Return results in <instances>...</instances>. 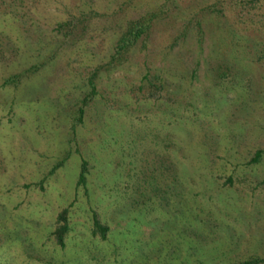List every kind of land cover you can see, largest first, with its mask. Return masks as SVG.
I'll return each instance as SVG.
<instances>
[{"label":"rangeland","instance_id":"rangeland-1","mask_svg":"<svg viewBox=\"0 0 264 264\" xmlns=\"http://www.w3.org/2000/svg\"><path fill=\"white\" fill-rule=\"evenodd\" d=\"M242 261L264 264V0H0V264Z\"/></svg>","mask_w":264,"mask_h":264},{"label":"trees","instance_id":"trees-1","mask_svg":"<svg viewBox=\"0 0 264 264\" xmlns=\"http://www.w3.org/2000/svg\"><path fill=\"white\" fill-rule=\"evenodd\" d=\"M154 12H146L144 14H141L140 16L133 18V19H129L126 21V25L123 29V31L118 35V37L115 40V43L113 45V50L110 53L109 56V60L106 62L107 64H113V62H115L116 60L122 59L124 57V53L135 43V41L140 37V36H145L149 30V27L151 25V21L153 19ZM73 24V21L71 20V18H67L64 20H61L59 22H57L56 24V29H59L63 27H69L71 28V25ZM71 32H68V34ZM36 67L35 64H31L29 65L27 68L17 72V73H13L11 74V76L5 78L3 80L2 83H6L8 81H13L14 79H17L20 76H23L25 74H27L28 72L34 70ZM98 69L95 67L94 71L92 73L89 74V76L87 77V82L89 83L91 89L90 92H93V86H94V80L93 77L96 74V71ZM86 100V97L84 96L83 99H81V104L78 106V111L81 114L82 113V106L84 104ZM80 119V116L78 118V120ZM262 154V149L261 148H255L252 152V154L250 155V157L247 159L248 162H254L256 161L258 158L261 157ZM84 162H82L83 164ZM83 179V174L80 171L79 175H78V180L77 183H81ZM66 210L67 207L61 208L57 214H56V218H55V226L52 229V233L55 235L56 237V241L57 243H59L60 245L63 244V234L67 229V224H66ZM94 228H93V233H96L98 231V233L100 234V236H104V232H105V228L98 225L95 221L94 223ZM254 260L251 261H255L257 258H253ZM248 264L250 263V261L245 262H238V263H233V264Z\"/></svg>","mask_w":264,"mask_h":264}]
</instances>
